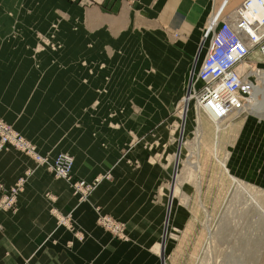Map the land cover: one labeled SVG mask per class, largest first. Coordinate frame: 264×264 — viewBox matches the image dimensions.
I'll return each mask as SVG.
<instances>
[{"label":"rangeland","instance_id":"obj_1","mask_svg":"<svg viewBox=\"0 0 264 264\" xmlns=\"http://www.w3.org/2000/svg\"><path fill=\"white\" fill-rule=\"evenodd\" d=\"M92 3L87 1L82 5ZM75 13L74 19L59 16L48 30L37 34L36 55L50 54V58L52 54L54 59L42 66L36 58L35 68H43V72L75 73L80 78L79 95L83 94L80 98L86 105L75 113L74 123L76 130H83L91 138L92 146L114 153L117 166L155 170L149 172L156 182L147 198L150 216H155V221L147 218L158 226L160 233L152 251L153 264H228L229 258L234 259L235 250L230 242L219 241L214 233L222 218L236 224L241 215L246 214L247 219L254 221L258 213L263 217L264 230V107L261 112L249 107L258 101L264 103V50L259 45L253 46L245 61L251 66V72L255 70L249 92L253 94L254 86H258L256 100L247 98L244 113L240 112L238 118L229 117L216 131L214 122L199 111L196 99L202 88L198 73L213 33H207L204 47L198 46L192 57L180 49L176 35L134 24L127 25L118 34L107 33L101 38L92 32L90 47L82 50L79 45L87 40L79 31L81 13ZM66 23L76 28L72 64L55 58L64 49L63 37L70 35L60 32ZM0 119L29 142L37 156L48 160L41 163L14 145L4 148L23 154L34 164L33 169L18 176L9 186L0 185V210L15 213L19 209V197L35 169L45 168L57 180H65L56 176L53 160L60 153L75 158L61 145L58 150L43 152L31 138L3 117ZM112 136L119 139V145L109 141ZM79 139V135H74L68 141L77 144ZM74 171L75 166L72 181H65L72 195L81 202L88 201L89 197L76 194L72 184L84 180L93 186V194L101 185L114 180L111 170L92 180L76 178ZM160 174L163 175L157 177ZM21 179L25 185L17 197L16 207L3 208V193ZM239 184L240 203L234 205ZM47 197L52 202L50 212L57 223L73 232L77 241H83L85 233L74 222L72 214L63 213L56 206L54 194L48 192ZM93 210L103 230L119 242H132L128 222L134 220L132 217H115L100 205ZM109 220L120 225L115 226ZM262 251L257 264H264V248Z\"/></svg>","mask_w":264,"mask_h":264},{"label":"crops","instance_id":"obj_2","mask_svg":"<svg viewBox=\"0 0 264 264\" xmlns=\"http://www.w3.org/2000/svg\"><path fill=\"white\" fill-rule=\"evenodd\" d=\"M66 1L0 0V116L43 152L65 146L75 158L76 178L92 180L111 170L114 180L81 202L72 195L68 182L57 180L45 168L35 169L19 197L18 211L0 210V264H153L152 251L160 233L148 220L151 217L155 221V216H150L147 198L156 182L149 172L155 170L117 166L114 153L92 146L91 138L76 130L75 113L86 105L80 98L83 94L79 95L81 80L75 73L35 68L36 58L42 66L54 59L52 54L50 58V54L36 55L37 34L48 30L59 16L74 19L78 12L82 17L79 31L87 40L79 45L82 50L90 47L92 32L101 38L134 24L176 35L180 49L192 57L198 46L204 47L207 33H213V27L217 28L244 0ZM87 1L94 3L82 5ZM74 29L72 24L61 26V34L70 35L63 37L64 49L55 58L64 64L74 62ZM74 135H79L77 144L68 141ZM118 140L112 136L109 141L117 146ZM33 168V162L23 154L11 148L0 151V185L9 186ZM48 192L57 197L56 206L63 213L72 214L85 233L83 241H77L73 232L51 215ZM96 205L115 217L134 219L128 221L132 242H119L97 224Z\"/></svg>","mask_w":264,"mask_h":264},{"label":"bare ground","instance_id":"obj_3","mask_svg":"<svg viewBox=\"0 0 264 264\" xmlns=\"http://www.w3.org/2000/svg\"><path fill=\"white\" fill-rule=\"evenodd\" d=\"M246 1H250L252 3L251 7H253V10L251 12L247 14L244 13L246 18L252 19L255 16L260 17L264 15L262 4L259 3L261 0H244L242 4L238 6L233 12H231L221 22V24L214 30L208 48V52L205 56V59L198 73V79L200 80V82H202V88L197 92L196 95L198 108L199 111H201L206 116H208V119H210L211 122H214L216 126V131L220 130V126H223L222 124L229 117L234 115L236 116V118H238L239 116L237 115L242 114L240 112L244 113V108L247 103L246 101L247 98L250 97L252 100L253 99L256 100V96H257L256 91L257 89L260 91L258 86H254V89L256 91L254 90L253 94L249 92L252 86V80H254L255 70L254 72H251L250 70L251 66L247 64L245 61H247V59L251 55V48L253 46L258 45L257 44L258 42L252 40L249 34L252 33L256 37L260 35L261 32L262 34H264L263 28L254 31L251 30L248 36L247 33L239 32L238 30L236 32L238 35L237 36L238 40L241 42L242 45H244V47H246V49H248L249 52L243 60L233 64L231 68L232 73L229 75L227 80H230L232 78H236L237 80L240 79L242 86L244 87L245 84L249 85L250 86L249 89L240 90V92H238L236 95L230 96L226 91V87L224 85L221 86V81H219L217 78L210 77L208 78L207 81L203 79V77L201 76L202 70L206 68L207 64H213L214 62L212 61V59L215 53V49L217 47L216 40L219 38V29L221 25H223L224 23L231 22V20L235 19L237 15L240 14V9L246 3ZM207 86L208 87L211 86V87L208 88L206 91H204ZM211 91L217 92V94H212ZM223 91L226 92L227 95L223 93ZM214 96H216L217 98H221V100L216 101ZM222 101L225 103H221ZM263 104H264L263 102L258 101L256 105L250 104L249 107H253L254 110L257 112H261L262 108L264 107ZM13 145L17 146L18 148L25 149L30 155H32L35 159H37L41 163L48 162L46 158L37 156L34 152V149L31 147V144L27 142L24 138L19 136V134L16 131H14L5 121L0 119V151L7 146H13ZM73 166H74L73 158L67 154L60 153L55 158V160H53L52 169L56 173L57 177L71 182ZM24 185H25L24 180L21 179L18 183L12 186L10 190L5 191L3 193L1 206L5 209H14L16 207L17 197L22 191ZM72 187L75 193L80 195L82 198L85 197L88 198L94 189L92 185L87 184L84 180L80 182H75L74 184H72ZM237 187L239 191H238V195L236 196V199L232 202L234 205H236V203H240V199H239L240 191H241L240 184ZM246 216H247L246 214L241 215L239 217L240 218L239 221H236V224L233 223V220L232 222L229 221L231 222L230 226L228 224L229 222L227 221V219L222 218L221 222H219V225L214 232L216 238L219 241L230 242L232 248L235 250L233 254L234 259L229 258L228 264H257L260 261L259 259H261V254L263 252L262 249L264 248V244H263L264 230H262L263 217H261V215L260 214L258 215L257 213L256 217H254V221H252L250 219H247ZM110 223L112 224L115 223V226L120 225L117 224L118 222L115 221L113 222L110 221Z\"/></svg>","mask_w":264,"mask_h":264},{"label":"built area","instance_id":"obj_4","mask_svg":"<svg viewBox=\"0 0 264 264\" xmlns=\"http://www.w3.org/2000/svg\"><path fill=\"white\" fill-rule=\"evenodd\" d=\"M259 3L262 4V8L264 10V1L261 0ZM251 5L252 3L250 1H246V3L240 9V14H238L235 19L231 20V22L221 25L219 29V38L216 40L217 47L212 59L214 62L213 64H207L206 68L202 70L201 73L203 79L207 81L210 77L217 78L219 81H221V86L224 85L226 87V91L230 96L236 95L238 92H240V90H247L250 87L249 85H244L243 87L240 79L237 80L236 78H232L227 80L229 75L232 73L231 68L233 64L243 60L249 52L248 49H246V47H244V45H242L238 40V35L236 33L237 30L239 32L247 33V36L251 30L254 31L261 28L264 30V15L260 17L255 16L252 19L246 18L244 13L247 14L253 10ZM249 35L252 40L258 42L257 44L260 45L263 51L264 34L261 32L260 35L257 34V37L252 33ZM210 87L207 86L204 91ZM211 93L217 94V92L212 91ZM223 93L227 95L226 92L223 91ZM214 97L216 101L221 100V98H217L216 96ZM221 103L225 102L222 101Z\"/></svg>","mask_w":264,"mask_h":264}]
</instances>
